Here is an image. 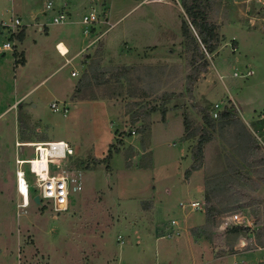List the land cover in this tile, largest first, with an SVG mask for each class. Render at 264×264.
<instances>
[{
	"label": "rangeland",
	"instance_id": "obj_1",
	"mask_svg": "<svg viewBox=\"0 0 264 264\" xmlns=\"http://www.w3.org/2000/svg\"><path fill=\"white\" fill-rule=\"evenodd\" d=\"M243 1L212 0L219 37L209 52L184 0H0V43L3 21L18 17L25 32L0 54V264H264L255 237L264 230V29L236 14L250 5L263 15L264 1ZM93 8L101 23L85 34ZM60 12L67 22L53 23ZM58 40L67 56L88 48L65 65ZM207 107L216 125L188 177ZM187 128L197 134L186 138ZM241 134L257 151L241 147ZM59 139L74 149L81 188L62 212L44 198L22 207L18 159L34 156L29 141ZM221 177L233 188H216ZM206 195L219 210L209 223ZM192 200L205 205L180 204ZM236 213L248 234L227 232Z\"/></svg>",
	"mask_w": 264,
	"mask_h": 264
},
{
	"label": "built area",
	"instance_id": "obj_2",
	"mask_svg": "<svg viewBox=\"0 0 264 264\" xmlns=\"http://www.w3.org/2000/svg\"><path fill=\"white\" fill-rule=\"evenodd\" d=\"M149 1H166V0H147ZM46 10L53 9V2L48 1L45 4ZM67 15L64 12L53 17V23L63 24L67 22ZM100 22L99 16L96 14L95 9L86 15L82 19V23L85 24V34L91 32V25ZM4 29L9 32L8 39L0 43V54H5L12 51L14 45L17 43V38H12L21 32V20L18 17L12 18L8 21L1 23ZM264 29V24L262 25ZM100 36V35H99ZM97 36V37H99ZM57 49L65 56V65L72 64L76 57H79L85 53L88 46L82 47L77 54L73 57H67V53L64 54L60 48ZM250 72H248L249 74ZM72 76H77V70L72 71ZM238 75L237 72L234 74ZM53 111H62L64 114L68 112V106L66 103L60 105L57 100H54L50 104ZM218 107V104L216 105ZM217 110L216 108L214 109ZM217 115V112H215ZM34 146V156L29 159H18V169L16 171L17 190L22 198L21 206L25 207L29 204L30 199V184L26 178V170L23 168L25 164L29 166V172L35 177V187L39 191L40 198L48 199L52 201L53 209L56 212H62L69 208L71 193L81 188V182L79 181L80 171L72 169L70 159L74 155V149L72 145L65 140H54L44 142H33L30 144ZM182 206L188 205L193 210L199 209L205 205V201L192 200L189 202H181ZM234 224H243L242 216L239 214L233 215Z\"/></svg>",
	"mask_w": 264,
	"mask_h": 264
},
{
	"label": "trees",
	"instance_id": "obj_3",
	"mask_svg": "<svg viewBox=\"0 0 264 264\" xmlns=\"http://www.w3.org/2000/svg\"><path fill=\"white\" fill-rule=\"evenodd\" d=\"M184 6L185 10L188 14V16L191 17L192 23L197 29L199 35L201 36L203 43L209 50V52H214L217 48V41H218V26L216 23L210 20V11L212 9V0H184ZM24 29L16 34V36H12V38H17L18 41L24 40ZM183 34L186 37L191 38L192 42L195 41V39L192 37L191 32L187 26V24L184 22L183 24ZM20 105V104H19ZM23 107L22 104L19 106V110L22 111ZM202 124L198 128L201 130V134L199 135L197 146L195 148V151L193 153L194 163L192 164V167L187 170L186 175L189 177L191 172L193 170H198L202 167L203 164V155H204V146L207 142L210 141L211 135L209 132V129L214 128L216 125V121L213 118V116L210 113V109L202 108ZM165 113L166 110H163V119H165ZM219 120L221 121V124L229 122L230 118L232 117L231 111L228 109H224L219 113ZM19 123L22 121L21 116L19 117ZM223 122V123H222ZM21 125V124H20ZM197 134L195 130H190L187 128V133L185 135L186 138H192ZM241 147L247 149L248 151L255 152L257 151L256 143L254 142L253 138L249 135L241 134ZM111 153L108 155V159H110ZM230 180V182H229ZM216 188H221L223 191L229 190L233 188V182H231V179H226V177H221L217 179L216 181ZM206 201L208 204L207 208V221L213 222L215 214L219 211L216 206L210 205L211 203V197L210 195H206ZM238 207V206H236ZM228 233L235 234V236H239L242 234H248L249 228L248 226H245L243 224H234L227 228ZM256 244L264 247V230H259L256 233Z\"/></svg>",
	"mask_w": 264,
	"mask_h": 264
},
{
	"label": "crops",
	"instance_id": "obj_4",
	"mask_svg": "<svg viewBox=\"0 0 264 264\" xmlns=\"http://www.w3.org/2000/svg\"><path fill=\"white\" fill-rule=\"evenodd\" d=\"M245 2H249L250 0H244ZM243 1V2H244ZM253 2H254V4L255 3H260L259 5H263V2L262 1H264V0H252ZM101 2H102V0H101ZM234 3H239V0H234ZM93 7H94V5H93ZM247 8H245L246 10H243V9H239V10H237V12H236V14L238 13L240 16H241V18H242V20H241V22H240V24L241 25H247L246 24V22L248 21L252 26H257L258 25V22L259 23H261L260 24V26H261V28H262V25L264 24V14L263 15H260L259 14V12L257 13L256 12V14H249V13H247L246 11H248V10H250V5H248V6H246ZM15 8H14V6H12V8H11V10H12V12H13V10H14ZM260 9H262V8H260ZM259 10V9H258ZM257 10V11H258ZM263 10H264V8H263ZM227 14H230V12H228ZM232 14H235V13H232ZM224 15V14H223ZM229 20V19H228ZM247 20V21H246ZM101 22H96V23H94V24H92L91 25V28H90V30H91V32H96L97 31V27H98V25L100 24ZM247 27V26H246ZM24 41V40H23ZM22 42V41H21ZM61 42H63L64 44H65V41H62V40H58L56 43H55V46H56V48H57V45L59 44V43H61ZM67 44V43H66ZM65 44V45H66ZM67 46V49H68V54L67 55H69L70 54V45L69 44H67L66 45ZM83 47H85V46H83ZM80 49H82V47H80L79 49H78V51L80 50ZM58 50V49H57ZM59 51V50H58ZM77 51V52H78ZM77 52L75 53V54H73L72 56H67V57H73V56H75L76 54H77ZM6 54V53H5ZM61 54V53H60ZM62 55V54H61ZM85 55H87V53L85 54ZM63 56V55H62ZM65 57V56H64ZM26 58L28 59V55L26 56ZM66 58V57H65ZM77 58V57H76ZM75 58V59H76ZM74 61V60H73ZM28 62V61H27ZM73 70H77V69H73ZM72 70V71H73ZM77 72H78V75L77 76H79V71L77 70ZM75 85H77V84H75ZM75 85L69 90V92L66 94L67 95V99L69 98V94H71L72 93V91H73V89L75 90ZM20 100H18L17 102H16V104L19 102ZM54 101V100H53ZM82 101V100H81ZM21 103V102H20ZM16 104H14V105H16ZM21 105V104H20ZM19 105V106H20ZM19 106H18V108H19ZM34 106H37V104H35ZM164 110V109H163ZM165 110H166V112H167V108H165ZM166 119H167V116H166ZM164 120V119H163ZM60 140V139H59ZM61 140H63V139H61ZM44 141H54V140H37V141H29V142H44ZM24 142H25V140H24ZM33 157V156H32ZM26 170V169H25ZM26 178H27V180H28V182H29V184H30V199H29V204L27 205V206H25V207H28L30 204H31V202H34V203H36V204H40V203H37V202H35V200H34V198H35V196L38 194V193H33V190L35 191V190H37L36 189V187H35V177H34V175L31 173V172H29V170L27 171L26 170ZM14 184H15V190L17 191V193H18V195L20 196V194H19V192H18V190H17V182H16V175H15V180H14Z\"/></svg>",
	"mask_w": 264,
	"mask_h": 264
},
{
	"label": "bare ground",
	"instance_id": "obj_5",
	"mask_svg": "<svg viewBox=\"0 0 264 264\" xmlns=\"http://www.w3.org/2000/svg\"><path fill=\"white\" fill-rule=\"evenodd\" d=\"M58 48H60V50H61L64 54L67 53V46H66L63 42L59 43ZM59 53H60V52H59ZM60 140H61V139H60ZM27 144H32V143L30 142V143H27Z\"/></svg>",
	"mask_w": 264,
	"mask_h": 264
},
{
	"label": "water",
	"instance_id": "obj_6",
	"mask_svg": "<svg viewBox=\"0 0 264 264\" xmlns=\"http://www.w3.org/2000/svg\"><path fill=\"white\" fill-rule=\"evenodd\" d=\"M34 200L37 203H40L41 202V198H40V196L38 194L35 196Z\"/></svg>",
	"mask_w": 264,
	"mask_h": 264
}]
</instances>
